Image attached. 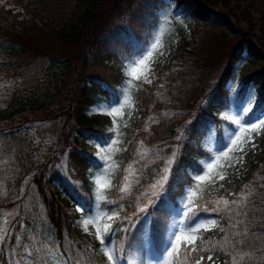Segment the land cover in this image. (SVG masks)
<instances>
[{"label": "trees", "instance_id": "obj_1", "mask_svg": "<svg viewBox=\"0 0 264 264\" xmlns=\"http://www.w3.org/2000/svg\"><path fill=\"white\" fill-rule=\"evenodd\" d=\"M73 1L68 19L60 24L56 20L61 10L48 8L57 0H9L22 6L33 20H18L0 5V132L16 138L14 129L23 125L27 112L50 114L48 118L58 122L53 144L57 151L52 146L42 148L34 164L22 144L17 145L25 172L14 179L19 194L24 191L14 201H0V219L5 210L13 211L5 228L9 232L15 229L21 243L37 235L58 253L71 247L77 259L110 264L101 254L100 244L86 238L61 198L75 202L86 215L97 210L117 211L104 236L105 245H110L120 264H154L172 239L174 210L187 199L188 187L200 185L196 176L205 169L201 160L214 154L204 141L210 125L219 127L223 122L220 113L231 104L226 87L236 64L245 54L264 59V53L244 38L232 45L220 67L212 65L220 40L224 38L221 47L227 43L223 27L228 22L212 11L200 17L198 0H116L101 14L100 0ZM169 6L175 14L193 20L191 36L182 37L169 61L157 68L153 84L132 87L134 112L121 124L114 160L104 163L83 141L105 144L110 134L91 120L87 110L121 102L123 87L130 81L127 66L149 46L162 11ZM57 44L64 52L56 51ZM71 47L76 49L69 50ZM259 72L248 79L237 99L240 104L253 82L259 94L254 114L264 108V71ZM218 142L222 145L220 131ZM257 142L256 151H251L255 157L244 160L241 176H228L221 191L210 192L204 186L205 193L195 197L197 208L187 214L184 229L209 217H216L218 224L196 231V252L184 241L173 264H196L200 257H204L201 264H233V257L235 264H264V242H254L259 230L250 225L258 192L240 195L244 186L256 182L252 176L264 179V137ZM148 151L152 154H146ZM58 152L65 155L64 164ZM172 158L163 188L151 189ZM133 162L135 166H131ZM100 174L108 177L102 188L97 184ZM121 205L129 214L147 205L150 213L132 235L123 230L128 225L123 221L124 212L119 211ZM19 222L25 227L19 228ZM245 229L246 237L233 235ZM238 239L243 243L233 247ZM6 243L11 246L0 254V264H7L14 247L11 241ZM58 243L63 247L57 248ZM17 254L23 264H32L20 248Z\"/></svg>", "mask_w": 264, "mask_h": 264}, {"label": "rangeland", "instance_id": "obj_2", "mask_svg": "<svg viewBox=\"0 0 264 264\" xmlns=\"http://www.w3.org/2000/svg\"><path fill=\"white\" fill-rule=\"evenodd\" d=\"M73 0H57V2L51 4L48 8L61 10L58 13L56 20L57 24L61 21L67 20V12L71 11V4ZM99 13L104 12L107 8H112L116 0H100ZM200 7L198 15L205 17L210 11L220 15L221 18L226 19L227 25L225 28L224 37L227 41L225 46H222L224 38L220 41V46L215 52V55L211 58L212 65L220 67L221 63L231 50L232 45L242 39H248L250 42L258 46L264 53V0H198ZM58 3V4H57ZM0 5L5 9L11 10L14 17L18 20L31 19L29 14L25 12V9L9 0H0ZM66 7V9H65ZM38 22V20H36ZM42 26V24H40ZM194 27L193 20L191 18H185L175 14L173 6L167 7L161 13L160 25L154 31L149 46L146 50L137 56L128 66L127 74L129 76V83L123 87L121 94V102L115 103L109 107L93 106L87 110V114L91 120L99 127L105 129L110 135L108 141L105 144L96 142L94 139L83 141L84 145L91 150L95 156H97L104 163H112L114 155L118 149L121 131V124H125L126 115H132L134 112V97L132 87L135 84L138 85H151L156 79L157 68L169 61L173 53L176 51L179 41L182 37H190L192 28ZM222 29V30H223ZM204 31L201 30L200 34ZM61 44V43H60ZM57 44L54 45L58 53L64 52L63 46ZM75 47L69 48V50ZM76 49V48H75ZM258 71H264V59L258 57L251 58L248 54H245V58L238 62L235 67L233 78L229 81L227 88L231 92L233 102L230 108L222 111L220 117L224 120L221 125V133L223 135V149L217 152L215 155L209 158L203 159L201 162L204 164L205 169L198 175L203 177L199 179V184L203 188H189V198H187L181 205L175 209V222L172 228V245L168 248V251L164 253V256L160 258L154 264H172V260L175 254L178 253L181 243L186 241L189 243V238L195 236L197 238L196 231L201 227H197L195 233L189 230H182L183 222L194 206L190 203L196 195H203L205 193L204 185L210 192L221 191L225 188L224 180L230 176H241L244 172L242 170L244 156L250 153L251 149L257 148V137L264 135V124L260 123L264 120V111L256 116L250 117L252 108L254 107L257 87H250L247 98L242 106L235 104V98L238 90L244 85L247 79ZM259 72V73H260ZM150 81V82H149ZM76 82L75 78L72 79V85ZM41 112H27V116L22 119H26L21 127H15L14 134L17 138H11L2 136L0 132V201H14L16 197H19L18 184L14 178L20 177L24 174L25 170L20 164V158L17 155V145L22 144L23 150L27 151V157L30 156L33 160V164L38 160V156L42 148L46 146H54L55 140L58 135V122L53 119H49L51 115L43 117ZM239 121V122H238ZM255 122L257 127L250 129L249 125ZM219 129L216 125L212 124L210 130L205 137V146L208 150L217 151V133ZM253 140L256 147H253ZM52 151H57L53 147ZM146 154H152L148 151ZM60 162L65 163V155L61 156ZM145 155V154H144ZM29 158V157H28ZM175 158V157H174ZM172 158L168 161V172H163L156 182L151 185V189L163 188L166 180H163L162 186L160 181L163 176H169L171 169ZM30 160V159H29ZM136 162L131 163V166H135ZM137 168V167H136ZM139 170V168H137ZM136 171V169L134 170ZM132 172H129L130 175ZM127 175V176H128ZM97 184L100 188L104 187L108 182V177L104 174L97 176ZM252 179L256 182L250 183V186H244L243 192L240 194L243 197H249L257 194V199L252 204V212L255 215L253 220L250 221L251 226H256L258 232H256L254 242H264V179L260 176H252ZM262 180V182H260ZM208 185V186H207ZM198 192V193H197ZM19 194V195H18ZM248 198L243 202V204ZM61 202L66 206L67 210L72 214L76 223L82 230L86 238L93 244H99L96 239V230H100L101 236L104 238L109 225L115 218L112 213H106L104 211L97 210L95 214L86 215L83 214L82 209L75 202L69 198H61ZM242 204V205H243ZM2 215V214H1ZM13 211H4V215L0 219V230L3 231L8 221L12 218ZM111 217V219L109 218ZM215 219L216 224H212L209 221ZM85 220H91L89 224H85ZM34 223V219L32 220ZM44 220L40 219L41 223ZM218 224L216 217H209L200 219L196 225H203L202 228H211ZM41 225H39L38 232H41ZM87 229V231H85ZM0 234H2L0 232ZM182 237L181 243L178 245L175 237ZM20 247V253L27 258L26 252L33 251L34 255L40 260L41 264H51V257L46 252V247L52 248L54 252H57L48 240L40 238V236L33 235L29 242H22ZM27 247H24V246ZM102 247H107L110 254L112 250L109 244L99 246L101 254L106 258V254L101 251ZM40 248L39 254L35 253V249ZM58 253V252H57ZM171 253V255H169ZM113 255V254H112ZM107 259V258H106ZM108 261V260H107ZM110 264L114 262L108 261ZM73 264H89L83 258H78Z\"/></svg>", "mask_w": 264, "mask_h": 264}, {"label": "snow or ice", "instance_id": "obj_3", "mask_svg": "<svg viewBox=\"0 0 264 264\" xmlns=\"http://www.w3.org/2000/svg\"><path fill=\"white\" fill-rule=\"evenodd\" d=\"M260 123L264 124V120H261ZM256 127H257V124L255 122H252L249 125L250 129H255ZM253 147L254 148L256 147L254 140H253ZM163 171L165 173L168 172V168L165 167ZM166 179H167V176L162 177V180L160 181L161 186L163 184V180H166ZM196 179H198V180L203 179V177L197 175ZM144 195L147 196L148 194L145 193ZM149 202H151V201H149ZM225 203H227V201H225ZM233 203H235V201H233ZM146 207H147V205L145 207L139 208L138 211H133L129 214L127 211L124 210L123 206L121 205L119 211L124 212L123 221H126L128 226L126 228H124L123 230L127 235H132L134 230L136 229L137 224L141 223L142 221L147 220V217L150 215V213L146 212ZM140 213H145V215L142 217L140 215ZM117 214H118L117 211L113 212V215H117ZM109 218L111 219V217H109ZM91 222H92L91 220H85L84 221V223L86 225L91 223ZM209 222L212 224L217 223V221L215 219H211ZM231 226L235 227L236 225H231ZM18 227L22 229L25 227V224L23 222H19ZM197 227L202 228L203 225H191L188 230L191 231L192 233H195ZM85 231H87V229H85ZM95 235H96V239L98 240L99 244L101 246H104L106 244V240L101 236L99 229L96 230ZM233 235L235 237H246L247 236V230L245 229L244 232H239V231L234 232ZM13 237H14V239H13ZM175 239H176V242L178 245L182 241V237H180V236H176ZM6 241H11L12 244L14 245V247H12L11 252L9 253V259H8L7 264H23L22 260L17 259V255H18L17 249L20 248L22 246V244H21V237L15 235V229L12 232H9L8 228H5L3 230V234H0V254H3L5 252V250L11 246L8 243H6ZM74 243L79 244L78 241H74ZM189 243H191V245H192L190 251L196 252L198 250V247L195 244V236L189 238ZM242 243H243V240L238 239L234 242L233 247H235L236 245L242 244ZM24 247H27V246L25 245ZM62 247H63L62 244H60V243L57 244V248H62ZM171 247H173V245H172L171 241H169L167 248H165V251L167 252L168 248H171ZM184 248H185V251L189 250L187 247V244H185ZM45 250L48 253V255L51 257V264H73V261H75L77 259L75 257V253L71 247L68 249H64L63 251H61L59 253L54 252L52 248H48V247H46ZM80 250L81 251H90V249L85 250L83 248H81ZM101 251L106 254V258L108 261L114 262V264H120L119 258H116L112 254H110L109 249L107 247H102ZM40 252H41L40 248L35 249L36 254H39ZM169 255H171V253H169ZM244 255H247V253H245ZM26 256L28 259H30L32 261V264H37V260L34 257L33 251H27ZM203 259H204V257H200V259L196 261V264H201V261ZM207 259L212 260V256H208ZM241 259H243V256L241 257ZM235 260H236V258L233 257V264H235Z\"/></svg>", "mask_w": 264, "mask_h": 264}]
</instances>
